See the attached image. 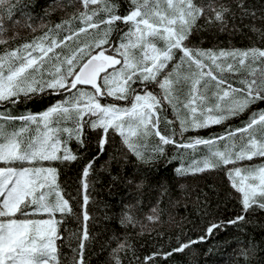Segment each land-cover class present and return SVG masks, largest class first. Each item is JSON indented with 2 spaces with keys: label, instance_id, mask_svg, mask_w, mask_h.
<instances>
[{
  "label": "snow or ice",
  "instance_id": "6c2138e0",
  "mask_svg": "<svg viewBox=\"0 0 264 264\" xmlns=\"http://www.w3.org/2000/svg\"><path fill=\"white\" fill-rule=\"evenodd\" d=\"M36 8L25 0H0V264H87L85 248L94 235L88 227L89 178L115 135L120 140L116 155L110 154L101 168L130 189L131 202L119 212L121 226L151 234L154 226L166 223L162 198L173 202L171 187L158 183L155 204L137 215L145 179L139 172L124 174L122 162L129 154L145 165L179 159L174 169L179 177L225 169L241 208L230 219L208 221L201 235L177 238L176 247L161 246L142 261L126 233L110 251L113 264H123L120 253L132 255L135 264H153L243 222L252 207L264 210V108L254 107L264 105V47L189 44L201 20L223 28L238 13L255 19L245 0H52L43 12ZM57 11L62 13L58 20L46 19ZM23 29L39 35L17 43ZM251 29L259 31L255 24ZM45 97L41 110L11 114V106ZM244 113L248 118L240 126L223 128ZM161 119L166 133L160 130ZM213 125L223 131L188 134ZM86 129L97 135L95 155L88 152ZM153 137L156 142L149 143ZM170 145L172 157L167 156ZM189 151L201 154L185 162ZM88 155L80 170L77 213L57 165ZM194 203L198 211L202 203L208 214L206 194ZM73 216L79 225L74 232L66 227ZM173 222L169 216L167 223ZM62 243L71 251L64 259ZM236 254L250 264L255 246L250 240Z\"/></svg>",
  "mask_w": 264,
  "mask_h": 264
},
{
  "label": "trees",
  "instance_id": "16d2710c",
  "mask_svg": "<svg viewBox=\"0 0 264 264\" xmlns=\"http://www.w3.org/2000/svg\"><path fill=\"white\" fill-rule=\"evenodd\" d=\"M25 2L37 5L35 11L43 12L44 7L52 0H25ZM245 3L247 8L255 10V19L250 15L244 16L242 19L238 13L235 20L233 21L230 17L229 22L223 28L219 24H206L204 20H201L198 29L192 34L189 44L203 49L264 47V21L261 20V14L264 13V0H245ZM61 15L62 13L57 11L46 19L55 22ZM252 24H255L259 31H252ZM32 35H39V33H32L28 29H23L20 39L16 42L31 39ZM81 40L83 39L81 38ZM229 78L231 79L230 75ZM44 101H46V97L11 106V114L19 115L26 110L39 111ZM4 107L8 108L9 106L4 105ZM254 107L257 109L264 108V105L257 104ZM166 114L170 119L172 118L170 107L167 108ZM247 118V113L241 114L238 118L230 119L223 125V128H227L229 125L238 127ZM159 127L164 133L168 131V126L163 119H161ZM223 128L219 125H213L198 132L190 131L188 134L208 136L210 133H220ZM86 137L90 145L88 152L90 155H95L99 151L95 144L97 135L92 129H86ZM155 142V137L149 141V143ZM119 144V136L115 135L95 161V168L89 178L92 183L90 191L93 200L88 206L91 213L88 227L94 235L85 248L87 264H113L110 259V251L116 247L117 238L123 239L126 233L129 234V239L135 247V255L142 261L144 255L156 251L161 246L164 250L176 247L177 238L183 241L201 235L203 227L210 220H227L239 214L241 208L240 194L229 184L225 169L205 170L179 177L174 171L180 163L179 159L167 160V162L161 160L153 162L151 165H145L137 162L135 157L129 154L127 162H122L124 163V174L139 172L145 179L143 195L138 197L142 202L138 206L137 215L147 213L155 204L158 198L156 187L158 183L171 187L170 195L173 202H169L167 195L162 198L159 207L163 210L161 219L166 223L162 226H154L155 230L151 234L144 232L142 235H137L138 228L121 226L119 212L123 203L131 202L128 199L131 195L130 189L121 181H113L108 172L101 168V165L109 160L110 154L116 155ZM70 146L73 149L77 148L75 141H72ZM174 154V148L170 145L167 149V156L172 157ZM200 154L189 151L185 162L189 159H195ZM90 155L80 161L57 165L60 169L59 181L61 186L65 189L66 198L70 199L72 208L77 213L80 211V170L84 159L90 158ZM259 162L257 159L252 161V163ZM111 171L112 175L116 174L115 160L111 162ZM204 194H206L208 201L207 215L203 214L202 203L199 206V211L197 204L194 203L197 196H200L201 201H203ZM169 216L174 221L171 224L167 223ZM66 227L72 232L79 227L74 216L68 218ZM61 232L65 237L68 235L67 232H64L63 227ZM161 232L164 234L163 237L160 235ZM250 240L255 246V254L251 257L250 264H264V210L257 207H252L249 210L243 222L215 231L209 235L207 240L197 241L188 249L173 253L169 258L158 257L153 261V264H244L243 258L238 257L236 252L239 248L246 247ZM65 254L71 256V251L67 243H62L61 259H64ZM120 255L123 264H130V262L135 264L132 255L124 253H120Z\"/></svg>",
  "mask_w": 264,
  "mask_h": 264
},
{
  "label": "rangeland",
  "instance_id": "374dc122",
  "mask_svg": "<svg viewBox=\"0 0 264 264\" xmlns=\"http://www.w3.org/2000/svg\"><path fill=\"white\" fill-rule=\"evenodd\" d=\"M82 39H84V37H81Z\"/></svg>",
  "mask_w": 264,
  "mask_h": 264
}]
</instances>
